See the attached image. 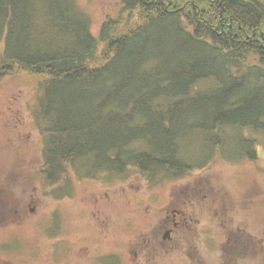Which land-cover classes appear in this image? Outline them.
Returning a JSON list of instances; mask_svg holds the SVG:
<instances>
[{"label":"trees","instance_id":"obj_1","mask_svg":"<svg viewBox=\"0 0 264 264\" xmlns=\"http://www.w3.org/2000/svg\"><path fill=\"white\" fill-rule=\"evenodd\" d=\"M121 3L95 36L77 0H0V80L44 77L45 180L135 169L156 186L219 157L257 161L264 1ZM60 188L69 195L67 182Z\"/></svg>","mask_w":264,"mask_h":264},{"label":"rangeland","instance_id":"obj_2","mask_svg":"<svg viewBox=\"0 0 264 264\" xmlns=\"http://www.w3.org/2000/svg\"><path fill=\"white\" fill-rule=\"evenodd\" d=\"M77 1L95 36L122 11L121 0ZM3 47L4 41L0 57ZM43 81L26 71L0 80V264H98L101 255L137 264L136 252L141 256L151 245L156 253L149 264L216 263L227 233H237L239 225L250 235V249L237 261L264 264V138L255 162L219 157L204 170L156 186L135 169L117 177L72 174L51 185L42 174L45 139L36 116ZM66 182L69 195L59 191ZM182 203L198 221L178 249L164 234ZM207 226L217 232L214 244L205 243Z\"/></svg>","mask_w":264,"mask_h":264},{"label":"flooded vegetation","instance_id":"obj_3","mask_svg":"<svg viewBox=\"0 0 264 264\" xmlns=\"http://www.w3.org/2000/svg\"><path fill=\"white\" fill-rule=\"evenodd\" d=\"M177 201V200H176ZM173 204V203H172ZM185 203H182L179 205V207L174 208L172 210V215H171V221H172V226L166 229V232L164 234V238L168 241L169 243H173L171 247H176L178 249H183L184 245V239L188 238L187 236V231L191 230L192 224L191 222L198 221L195 217H193V213L189 210L191 207L189 205L184 206ZM222 209L225 210L224 207ZM215 217H219L217 213L212 214V218L214 219ZM227 218V216L223 217L222 223H223V228H228L226 226V221L224 220ZM237 233L233 234V232H228L226 235V239L223 241V247H222V261L216 262V263H207V262H191L189 264H239L237 261V256L239 254H243L244 256L246 255L247 251L250 249L249 245L247 244V240L245 239L246 237H250V235H246L247 230L245 227L243 229L239 225L237 227ZM217 232L210 226L204 227L203 229V235L206 236L205 243L208 244H214L215 237H216ZM249 240V238H248ZM233 244H232V243ZM169 245V244H168ZM206 245V247H207ZM209 247V246H208ZM150 250H147L146 252H140L141 256H139L138 252H136V258L142 259V261H138L137 264H149L150 261L154 258V255L156 253V248L151 245L149 248ZM191 251V250H190ZM190 253L189 251H187ZM187 253V254H188ZM102 256V255H101ZM99 258H95L96 262L98 264H108L107 262L109 260H114L117 259L119 264V258L117 256L114 257H105L103 256ZM100 259V263L98 261ZM249 264V263H246Z\"/></svg>","mask_w":264,"mask_h":264}]
</instances>
